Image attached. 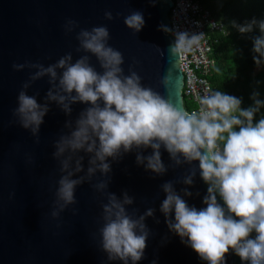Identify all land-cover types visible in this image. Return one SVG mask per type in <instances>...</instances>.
<instances>
[{
  "label": "clouds",
  "instance_id": "9594fccd",
  "mask_svg": "<svg viewBox=\"0 0 264 264\" xmlns=\"http://www.w3.org/2000/svg\"><path fill=\"white\" fill-rule=\"evenodd\" d=\"M149 2L155 6L161 0ZM104 16L109 21L115 19L111 11H105ZM124 24L138 34L145 27L143 13L132 10L124 17ZM231 26L242 35L259 28L261 35L252 37L253 60L258 69L264 66V20L252 18L243 24L233 20ZM77 28L78 22L72 19L64 25L66 34ZM159 30L174 35L168 50L179 62L203 36L173 31L164 24ZM110 38L107 26L80 28L76 33V51L85 54L79 58L74 60L69 52L48 66L30 61L12 65L15 71L34 70L18 94V106L13 110L17 120L10 123H19L29 130L37 144L51 103L68 117L72 116L73 105H86L74 122L65 121L68 132L54 143L52 155L59 161L63 175L58 180L51 217L58 220L61 213L77 203L78 186L92 184L96 192L107 198V203L101 205V251L110 262L139 264L153 234L146 219L155 218L156 210L147 208L137 215L139 209H133L130 214L128 206L135 203V198L127 191L120 198L108 190L112 172L109 161L119 162L126 154L135 152L137 165L157 176L165 175L169 168L192 166L182 180L161 185L166 197L160 212L169 231L201 261L227 264V256L232 253L242 264H264V116L256 119L264 108L260 93L254 91L250 97L253 103L245 108L242 98L206 88L198 97L199 111L189 112L145 87L132 66L125 75L124 55L109 45ZM93 56L102 71L92 64ZM44 77H48L50 87L44 102L39 103V93L33 96L27 90ZM171 81L169 69L161 84L167 89ZM148 149L151 153L144 155ZM162 149L169 154V165L162 160ZM33 162L29 157L28 163ZM194 162H198V168L193 166ZM97 173L104 179L92 183ZM197 173L208 186L202 200L205 207L199 209L184 199L193 195L189 188ZM174 183L186 187L178 192ZM72 211L73 215L78 214V209Z\"/></svg>",
  "mask_w": 264,
  "mask_h": 264
},
{
  "label": "water",
  "instance_id": "95a60500",
  "mask_svg": "<svg viewBox=\"0 0 264 264\" xmlns=\"http://www.w3.org/2000/svg\"><path fill=\"white\" fill-rule=\"evenodd\" d=\"M172 7V0H161L155 6L149 0H0V264H122L108 261L100 249L101 205L107 203V198L96 192L92 184L85 182L78 186L77 203L61 213L58 220L51 217L58 180L63 175L59 161L52 155L54 143L68 132L65 121L74 122L86 105H73L72 116L68 117L51 103L37 144L29 130L19 123H10L17 120L13 110L18 106V94L34 70L15 71L12 65L30 61L48 66L69 52L75 60L85 54L76 51L79 47L76 33L80 28L107 26L109 45L124 55L125 75L132 66L145 87H151L185 109L180 62L168 50L174 40L170 33L159 30L161 24L171 28ZM132 10L144 15L145 27L138 34L124 24V17ZM105 11H111L115 19H105ZM69 19L77 21L79 28L66 34L64 25ZM91 62L97 71H102L94 56ZM169 69L172 81L166 89L161 79ZM49 87L48 77H44L34 82L27 92L33 96L38 92L37 100L43 103ZM151 151H144V155ZM29 157L34 161L31 164ZM87 159L85 155V170ZM162 160L165 165L171 163L163 149ZM109 162L112 172L108 190L120 198L127 191L135 198V203L128 206L129 213L133 209H139L137 215L147 208L156 210L155 218L146 219L153 234L147 242L145 258L139 264H152L154 260L156 264H206L169 231L160 212L166 197L161 185L182 180L192 166L169 168L165 175L157 176L137 165L135 152L126 154L119 162ZM193 166L198 168V162ZM97 179L104 177L97 173L92 183ZM174 186L178 192L186 187L182 183ZM207 187L197 173L194 185L189 188L193 195L184 199L190 206L205 207L202 200ZM73 209H78L77 215H73ZM227 264L242 262L230 253Z\"/></svg>",
  "mask_w": 264,
  "mask_h": 264
},
{
  "label": "trees",
  "instance_id": "16d2710c",
  "mask_svg": "<svg viewBox=\"0 0 264 264\" xmlns=\"http://www.w3.org/2000/svg\"><path fill=\"white\" fill-rule=\"evenodd\" d=\"M196 1L224 28V32L209 34L212 42L211 57L215 62L209 77L213 90L242 98V107L245 108L253 103L250 97L254 91H258L260 99L264 100V66L257 68L252 51V37L261 35L259 28L242 35L231 26L233 20L240 24L252 18L264 20V0ZM184 108L192 112L194 104L185 98ZM261 116H264V108L256 119L259 120Z\"/></svg>",
  "mask_w": 264,
  "mask_h": 264
},
{
  "label": "built area",
  "instance_id": "2783aa9c",
  "mask_svg": "<svg viewBox=\"0 0 264 264\" xmlns=\"http://www.w3.org/2000/svg\"><path fill=\"white\" fill-rule=\"evenodd\" d=\"M173 7L170 10V24L173 31H187L190 34L203 33L198 45L185 54L179 67L183 74V99L192 101L194 109L199 111L198 97L204 94L205 89L214 91L209 82V77L215 67L212 59V42L210 33L224 32L223 25L216 22L211 14L205 10L196 0H172ZM174 40V35L170 34Z\"/></svg>",
  "mask_w": 264,
  "mask_h": 264
},
{
  "label": "rangeland",
  "instance_id": "374dc122",
  "mask_svg": "<svg viewBox=\"0 0 264 264\" xmlns=\"http://www.w3.org/2000/svg\"><path fill=\"white\" fill-rule=\"evenodd\" d=\"M190 101V100H189ZM192 102V101H191Z\"/></svg>",
  "mask_w": 264,
  "mask_h": 264
}]
</instances>
